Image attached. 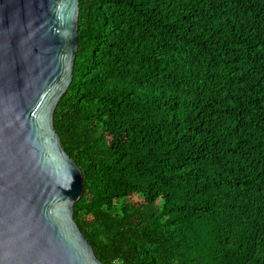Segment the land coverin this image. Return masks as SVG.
Returning a JSON list of instances; mask_svg holds the SVG:
<instances>
[{
  "label": "trees",
  "instance_id": "obj_1",
  "mask_svg": "<svg viewBox=\"0 0 264 264\" xmlns=\"http://www.w3.org/2000/svg\"><path fill=\"white\" fill-rule=\"evenodd\" d=\"M55 131L113 264H264V0H80Z\"/></svg>",
  "mask_w": 264,
  "mask_h": 264
},
{
  "label": "water",
  "instance_id": "obj_2",
  "mask_svg": "<svg viewBox=\"0 0 264 264\" xmlns=\"http://www.w3.org/2000/svg\"><path fill=\"white\" fill-rule=\"evenodd\" d=\"M80 0H0V264H105L74 218L84 174L55 131Z\"/></svg>",
  "mask_w": 264,
  "mask_h": 264
},
{
  "label": "built area",
  "instance_id": "obj_3",
  "mask_svg": "<svg viewBox=\"0 0 264 264\" xmlns=\"http://www.w3.org/2000/svg\"><path fill=\"white\" fill-rule=\"evenodd\" d=\"M113 264H124L122 261L116 260L113 262Z\"/></svg>",
  "mask_w": 264,
  "mask_h": 264
}]
</instances>
